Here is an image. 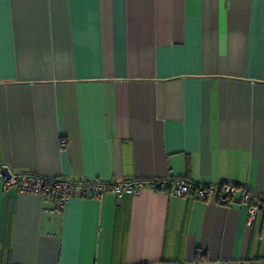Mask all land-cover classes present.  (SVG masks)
Returning a JSON list of instances; mask_svg holds the SVG:
<instances>
[{
	"label": "crops",
	"instance_id": "obj_1",
	"mask_svg": "<svg viewBox=\"0 0 264 264\" xmlns=\"http://www.w3.org/2000/svg\"><path fill=\"white\" fill-rule=\"evenodd\" d=\"M2 168L145 185L56 213L0 181V264H264V0H0Z\"/></svg>",
	"mask_w": 264,
	"mask_h": 264
},
{
	"label": "built area",
	"instance_id": "obj_2",
	"mask_svg": "<svg viewBox=\"0 0 264 264\" xmlns=\"http://www.w3.org/2000/svg\"><path fill=\"white\" fill-rule=\"evenodd\" d=\"M0 181L5 189H15L20 193H30L51 198L54 202V212L56 213H60L68 200L74 195L99 197L108 192L119 196L123 194L135 195L145 185L142 183L123 184L97 180L71 183L64 178H44L31 174H11L9 178L0 174ZM174 183L172 195L186 196L194 194L199 200H205L209 194H215L218 196L219 201L225 203L238 191L237 187L232 184L194 186L184 180H176ZM157 189L165 190V186L161 184ZM241 201L249 206L251 219L258 211L264 210V198L251 194L246 189L241 193Z\"/></svg>",
	"mask_w": 264,
	"mask_h": 264
},
{
	"label": "water",
	"instance_id": "obj_3",
	"mask_svg": "<svg viewBox=\"0 0 264 264\" xmlns=\"http://www.w3.org/2000/svg\"><path fill=\"white\" fill-rule=\"evenodd\" d=\"M0 174H2L3 176H5L7 178H9L10 175H11L10 172H9V170L7 168L0 169Z\"/></svg>",
	"mask_w": 264,
	"mask_h": 264
},
{
	"label": "trees",
	"instance_id": "obj_4",
	"mask_svg": "<svg viewBox=\"0 0 264 264\" xmlns=\"http://www.w3.org/2000/svg\"><path fill=\"white\" fill-rule=\"evenodd\" d=\"M194 186H196V185H194ZM230 200L228 199L225 203H227V202H229Z\"/></svg>",
	"mask_w": 264,
	"mask_h": 264
}]
</instances>
